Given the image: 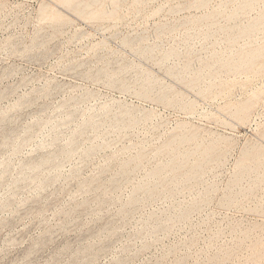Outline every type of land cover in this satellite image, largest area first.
Returning <instances> with one entry per match:
<instances>
[{"label": "rangeland", "instance_id": "rangeland-1", "mask_svg": "<svg viewBox=\"0 0 264 264\" xmlns=\"http://www.w3.org/2000/svg\"><path fill=\"white\" fill-rule=\"evenodd\" d=\"M262 16L0 0V264H264Z\"/></svg>", "mask_w": 264, "mask_h": 264}, {"label": "bare ground", "instance_id": "bare-ground-1", "mask_svg": "<svg viewBox=\"0 0 264 264\" xmlns=\"http://www.w3.org/2000/svg\"><path fill=\"white\" fill-rule=\"evenodd\" d=\"M63 2V1H62ZM67 2H68V0H67ZM207 3V2H206ZM251 1H248L247 3H245L244 5H243V8H246V7H248V6H250L251 5ZM93 4V3H92ZM260 4V3H259ZM90 8V7H89ZM86 9V8H85ZM115 10V9H114ZM245 23V22H244ZM259 24H264V16H262V17H259L257 20H255V21H253L252 23H250L249 25H248V27H247V29H246V31L248 32V31H252V30H254ZM159 34V33H158ZM209 34V33H208ZM257 38V37H256ZM252 40V39H251ZM136 41V40H135ZM128 43H130V41L128 42ZM199 44V43H198ZM125 45V44H124ZM195 46V45H194ZM241 58V57H240ZM239 58V59H240ZM256 71V70H255ZM238 78V77H237ZM149 90V89H148ZM261 93V92H260ZM77 102V101H76ZM71 116V115H70ZM143 122V121H142ZM78 127V126H77ZM60 128V127H59ZM104 128V127H103ZM106 128V127H105ZM192 130V129H191ZM11 131V130H10ZM182 132V131H181ZM121 134V133H120ZM181 134V133H180ZM9 135V134H8ZM2 138V137H1ZM80 138V137H79ZM101 138V137H100ZM40 141V140H39ZM12 143V142H11ZM76 146V145H75ZM85 147V146H84ZM86 148V147H85ZM71 151V150H70ZM66 153H67V151H66ZM44 160V159H43ZM181 160V159H180ZM32 164V163H31ZM35 164V163H34ZM38 164V163H37ZM58 164V163H57ZM36 165V164H35ZM137 169V168H136ZM107 171V170H106ZM33 172V171H32ZM131 172V171H130ZM124 175V174H123ZM70 176V175H69ZM128 177V176H127ZM114 180V179H113ZM147 180V179H146ZM150 180V179H149ZM37 183V182H36ZM114 183V182H113ZM116 183H118V182H116ZM113 185H115V183L113 184ZM157 185V184H156ZM184 187V186H183ZM90 188V187H89ZM238 190V189H237ZM234 191V190H233ZM113 193V192H112ZM141 199V198H140ZM148 199V198H147ZM183 210V209H182ZM164 214V213H163ZM224 257V256H223ZM226 261V260H225ZM225 263V262H224Z\"/></svg>", "mask_w": 264, "mask_h": 264}]
</instances>
